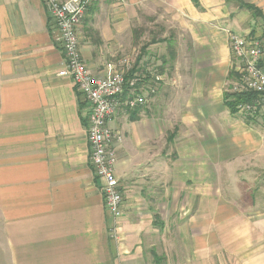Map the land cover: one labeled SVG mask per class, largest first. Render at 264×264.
<instances>
[{"label": "crops", "instance_id": "1", "mask_svg": "<svg viewBox=\"0 0 264 264\" xmlns=\"http://www.w3.org/2000/svg\"><path fill=\"white\" fill-rule=\"evenodd\" d=\"M228 32L262 39L264 0H96L78 25L92 76L136 56L139 44L143 60L167 61L135 120L110 124L123 135L115 240L89 164L88 105L58 76L57 30L41 0H0L8 264H156L157 250L158 264H264V114L241 117L225 105L237 75Z\"/></svg>", "mask_w": 264, "mask_h": 264}, {"label": "built area", "instance_id": "2", "mask_svg": "<svg viewBox=\"0 0 264 264\" xmlns=\"http://www.w3.org/2000/svg\"><path fill=\"white\" fill-rule=\"evenodd\" d=\"M41 1L57 30L56 42L63 56V67L58 76L70 79L88 105L89 164L99 185L104 210L114 222L110 235L117 240V221L123 216V199L115 167L123 135L110 124L145 106L157 93L162 79L160 63L154 57L146 58L132 73L136 56H124L106 64L101 77L92 76L81 57L77 27L96 0ZM228 41L232 58L237 62L236 80L230 94L251 97L235 106V114L249 118L264 114V37L248 38L228 32Z\"/></svg>", "mask_w": 264, "mask_h": 264}, {"label": "trees", "instance_id": "3", "mask_svg": "<svg viewBox=\"0 0 264 264\" xmlns=\"http://www.w3.org/2000/svg\"><path fill=\"white\" fill-rule=\"evenodd\" d=\"M247 9H249L255 16H259V12L256 9H254L253 7L249 6V7H247ZM133 34L134 35L137 34V29H134L133 30ZM144 51H145V48L142 46L141 47V52L139 54H136V59H135L136 60V63H135V67H134L132 73L137 71L136 69L139 67L140 62L143 60ZM131 57H133V56H131ZM152 57H154V56H152ZM172 57H173V52H169V61L172 60ZM154 58H156V60L160 63V60H161L160 57H154ZM166 62L167 61L164 62L162 60V64L160 63L159 71H161L162 65L165 64ZM250 99H251V97H248V96L236 95V94H229L225 98V105H226V107L229 109V111L232 114H235V106L238 103H240V102L249 101ZM137 111H138V109L130 113L129 119L131 121H134L135 120ZM153 256H154V258H153L154 259V262L156 264H158L160 262V258H157L155 255H153Z\"/></svg>", "mask_w": 264, "mask_h": 264}, {"label": "rangeland", "instance_id": "4", "mask_svg": "<svg viewBox=\"0 0 264 264\" xmlns=\"http://www.w3.org/2000/svg\"><path fill=\"white\" fill-rule=\"evenodd\" d=\"M149 30V29H148ZM147 30V31H148ZM140 45V44H139ZM139 45H136L135 46V50H134V53L133 54H139L141 52V47L142 46H139ZM142 45V44H141ZM122 116H120L119 118H121ZM120 120V119H119ZM152 255H155L157 258H160V262H162L163 258H164V252L161 251V250H157L156 253H153ZM154 258V256H151ZM154 261V259H152ZM0 264H8L7 262V258H6V253L5 251L3 250V243H2V240L0 238Z\"/></svg>", "mask_w": 264, "mask_h": 264}]
</instances>
